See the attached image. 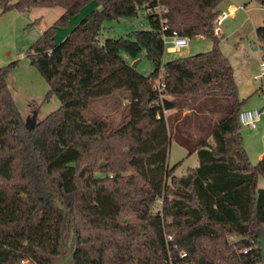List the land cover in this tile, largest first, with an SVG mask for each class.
<instances>
[{
  "label": "trees",
  "instance_id": "1",
  "mask_svg": "<svg viewBox=\"0 0 264 264\" xmlns=\"http://www.w3.org/2000/svg\"><path fill=\"white\" fill-rule=\"evenodd\" d=\"M10 1L0 0L3 12L14 8ZM220 1L17 2L21 9L62 7L57 24L69 23L92 2L100 8L86 14L60 44L52 25L31 47V63L61 102L35 125L26 124L8 85L17 63L0 66V264L53 263L63 250L67 222L57 201L68 205L67 216L76 214L80 245L74 264H150L149 254L157 257L152 264H170L167 232L179 247L173 249L175 264H262L257 232L264 230V188L257 175L264 174V156L253 165L242 143L239 113L246 99L240 98L233 67L215 35ZM146 9L152 10L146 13L149 28L100 38L106 19L134 17ZM174 32L190 38L203 34L213 47L164 61V36ZM256 35L264 62V24ZM143 49L154 64L149 75L121 54L134 59ZM156 80L164 83L163 91ZM260 90L264 94V79ZM118 92L129 100L123 126L113 130L105 118L86 117L93 101ZM214 114L219 117L212 121ZM116 134L133 139L125 167L135 173L95 176L92 164L85 176L80 173L86 155L112 158L107 139ZM172 140L198 156L199 165L182 176L174 174L178 164H168ZM160 198L161 213L154 214L152 204ZM128 213L134 220L123 223L121 216ZM232 236L240 239L231 241ZM180 250L188 254L184 260Z\"/></svg>",
  "mask_w": 264,
  "mask_h": 264
},
{
  "label": "rangeland",
  "instance_id": "2",
  "mask_svg": "<svg viewBox=\"0 0 264 264\" xmlns=\"http://www.w3.org/2000/svg\"><path fill=\"white\" fill-rule=\"evenodd\" d=\"M19 1L11 0L10 4L14 8L8 9L5 12H3V7L0 6V66H5L12 62L17 63L8 75L7 81L24 121L31 127L61 105L58 96L50 93V85L38 67L31 63V59L28 56L31 47L40 38L42 32L52 25L56 26L55 40L56 43L60 44L86 14L97 8L98 3L92 2L83 7L80 12L70 18L69 23L57 24V20L64 12L62 7L31 5L30 7L21 9L16 8ZM26 1L24 0V2ZM238 5L245 6L246 10H236L221 25V32L219 34L215 33V35L220 38L219 48L222 54L228 58L233 67L240 98L246 99L242 109L258 108L261 111L263 110L258 128L253 129L243 125L240 128L242 143L248 153L249 159L253 165H257L264 156V94L260 90L262 78H254L255 75L261 73L263 61V54L259 47L256 29L264 24V4L260 0H221L218 10L220 12L229 11L233 6ZM149 27L146 11L140 10L138 15L134 17L106 19L103 23L100 38L105 40L107 38L126 37L135 30ZM166 45L170 46L172 44L168 41ZM212 47V38L194 37L190 39L187 47L173 53L171 56L167 54V58L187 57L200 52H207ZM121 54L132 66L137 62L136 68L145 75L151 74L154 70V64L147 57L145 49L134 59L126 52H122ZM157 81H155L156 84ZM126 97V92H118L113 96L95 100L85 111V115L87 118H105L113 130L119 129L128 119L126 107L129 100ZM167 97L170 96L167 95ZM172 113V111H167L166 115L169 116ZM186 113L188 111L185 109L182 114ZM218 117V114H214L212 121H215ZM193 132H195V129H193ZM198 134L200 135L201 133ZM107 141L114 147L115 154L112 158L107 160L99 157L97 159L86 155L85 160L80 164V173L83 171L84 176L86 175V166L88 164H92L95 176L112 175L114 170H125L129 174L135 173L132 167H125L128 161V150L133 143V139H124L116 134L112 138L107 139ZM114 159L116 160L114 161ZM102 163H104L103 166H101ZM168 164L170 168L178 164L174 174L182 176L187 172L189 167L198 164V156L197 153L188 155L186 148L175 140H172L169 146ZM102 168H105V170H102ZM168 181L171 183V178ZM257 181L258 186L264 188L263 173H258ZM62 206L67 211L69 210L67 204ZM162 206L163 200L161 198L157 199L152 204L153 213H161ZM75 215L74 211L73 215L69 214L66 216L67 222L63 231V238L66 243L73 237L75 226L77 227V235H79L78 239L80 238V231ZM128 220L133 221L134 215L128 213L121 216L123 223H127ZM168 221H172V218H169ZM82 232L86 235L87 231L83 230ZM165 234L167 236L169 233ZM239 239V236L230 237L231 241ZM75 245L76 236L73 237L74 248ZM62 251L65 252L66 247H63ZM155 259L157 257L149 254L146 261H151L150 264H152ZM23 264L30 263L23 261Z\"/></svg>",
  "mask_w": 264,
  "mask_h": 264
},
{
  "label": "built area",
  "instance_id": "3",
  "mask_svg": "<svg viewBox=\"0 0 264 264\" xmlns=\"http://www.w3.org/2000/svg\"><path fill=\"white\" fill-rule=\"evenodd\" d=\"M238 9L246 10V7L241 6V5L233 6V8L231 10L220 12L217 15L215 22H214L216 34H219L221 32L220 27L224 23V21L226 19H228ZM145 11H146V13H148L152 10L146 9ZM196 37L204 38L205 36L203 34H199ZM164 39H165V45H166V42H168V41L170 42V44H172L170 46L166 45V48L168 47V50H170L171 52H177V51H180L182 48L187 47L189 45L191 38L188 36H181L177 32H174L170 36H164ZM254 78L255 79L262 78V81H263V79H264V62L263 61L261 64V73L258 75H255ZM156 87L159 91H163L164 90V83H162L161 80H158ZM262 113H263V110L261 111L258 108L242 109L239 113V122L243 126H247V127L253 128V129L258 128L259 123L261 122V119H262ZM173 239H174V237L172 234H168L166 236L167 250H168V261L170 264H175V260H174V256H173V249H175V250L179 249L178 244L173 243V241H174ZM244 252H247V250L245 249ZM187 256H188V254L185 250H180V252H179V259L180 260H184ZM178 264H188V263L184 261V262H178Z\"/></svg>",
  "mask_w": 264,
  "mask_h": 264
},
{
  "label": "water",
  "instance_id": "4",
  "mask_svg": "<svg viewBox=\"0 0 264 264\" xmlns=\"http://www.w3.org/2000/svg\"><path fill=\"white\" fill-rule=\"evenodd\" d=\"M34 2H36L37 0H33ZM137 62L134 63L133 67L136 68L137 67ZM104 163L101 164V166H103ZM59 207L61 209H64V211L66 212V216H67V210L60 204L59 201H57ZM76 234V235H75ZM76 236V245L75 248L73 247V237ZM73 237L68 241V243H66L64 241V238L62 239V244L63 247H66V251H61L60 254L58 256H55L53 259V263L52 264H74V259H75V250L78 247L79 244V239H78V235H77V227L75 226V230L73 233ZM257 237H258V248L261 251V255H262V264H264V230L260 229L257 232Z\"/></svg>",
  "mask_w": 264,
  "mask_h": 264
},
{
  "label": "crops",
  "instance_id": "5",
  "mask_svg": "<svg viewBox=\"0 0 264 264\" xmlns=\"http://www.w3.org/2000/svg\"><path fill=\"white\" fill-rule=\"evenodd\" d=\"M97 8H100V5L97 6ZM233 8V7H232ZM254 47V46H253ZM173 53L175 52H171L170 50H168V47L166 48V51H165V55H164V61H169V60H172V59H168L167 58V54L168 55H172ZM193 154H196V153H193ZM199 165V161H198V164L196 166H193V167H197Z\"/></svg>",
  "mask_w": 264,
  "mask_h": 264
}]
</instances>
